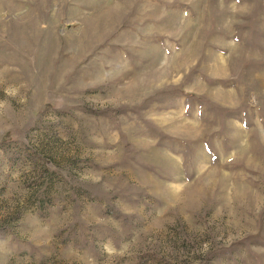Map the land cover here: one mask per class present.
Returning a JSON list of instances; mask_svg holds the SVG:
<instances>
[{
	"label": "rangeland",
	"instance_id": "374dc122",
	"mask_svg": "<svg viewBox=\"0 0 264 264\" xmlns=\"http://www.w3.org/2000/svg\"><path fill=\"white\" fill-rule=\"evenodd\" d=\"M0 264H264V0H0Z\"/></svg>",
	"mask_w": 264,
	"mask_h": 264
}]
</instances>
